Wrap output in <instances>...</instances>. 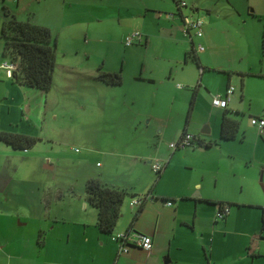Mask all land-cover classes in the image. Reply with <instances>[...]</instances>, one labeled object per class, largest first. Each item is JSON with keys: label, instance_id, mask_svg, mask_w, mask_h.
<instances>
[{"label": "rangeland", "instance_id": "obj_1", "mask_svg": "<svg viewBox=\"0 0 264 264\" xmlns=\"http://www.w3.org/2000/svg\"><path fill=\"white\" fill-rule=\"evenodd\" d=\"M201 3L213 9L201 7L206 35L194 36L193 46L204 47L196 55L205 69H199L192 56L183 59L191 44L180 30L170 33V39L166 32L152 30L146 44H125L119 28L95 34L103 39L82 30L73 40L70 34L62 37L52 87L39 115L32 117L39 139L25 149L0 140V264H53L54 254L66 244L67 231L83 226L74 218L80 214L89 224L96 217L92 205L82 208L90 177L125 188L121 209L127 214L136 208L130 200L152 184L155 191L175 190L191 177L202 180L214 195L230 197L236 204L234 210L226 205L228 213L258 209L241 203L264 207V128L251 122L252 117L264 116V0ZM3 4L0 0V27ZM98 67L120 72L122 82L107 85L92 79ZM140 75L154 81L134 79ZM228 84L235 88L227 110L239 121L235 138L219 137L223 110H214L211 146L174 151L172 155L188 153L184 159L175 158L169 173L155 182L157 173L141 155L155 143L158 125H167L171 134L185 126L199 131L213 109L208 89L223 95ZM47 161L52 166H45ZM203 206V216L211 220V204ZM140 223L148 225L142 219ZM214 237L215 249L238 252L235 236L217 232ZM130 245L136 244H126L127 250Z\"/></svg>", "mask_w": 264, "mask_h": 264}, {"label": "crops", "instance_id": "obj_2", "mask_svg": "<svg viewBox=\"0 0 264 264\" xmlns=\"http://www.w3.org/2000/svg\"><path fill=\"white\" fill-rule=\"evenodd\" d=\"M185 1L187 4L185 7H179L176 0H171L173 6L170 5V0H2L5 3L2 6L19 19H27L49 27L56 38L57 49L65 34H70L73 40L81 30L86 35L92 31L95 39H101V35L95 37V34L100 31H103L104 34L105 31L114 28L123 30L121 31L122 39V35L126 36L130 33L129 30L138 28L141 34L136 42L145 44L149 37L147 33L152 30H155L154 34L166 32L169 39L170 33H177L180 30L181 36L187 39L190 44H194V33L191 31V35H189L183 31L181 14L192 12L202 20V35L198 36L202 38L206 35L203 21L205 14L201 13L200 9L201 7L207 11L213 9L206 4L202 6L201 0ZM190 47L191 45L189 49ZM189 49L184 51L183 59L186 58L185 54ZM203 50L204 47L202 50H197L196 53ZM2 59V44H0V61ZM168 60L170 61V57ZM134 79L142 83L143 81H154L150 76L141 75L135 76ZM48 91L18 84L10 78L0 76V129L38 135L37 125L32 121V117L33 114L36 117L39 115ZM208 92L212 98L215 92L212 93L209 89ZM123 94L126 98V92ZM123 103L125 104L126 101ZM211 107L213 109L209 116L204 118L205 124L199 131L197 128L191 129L185 126L180 132L177 130L171 134L172 131L167 125H158L159 130L153 138L155 143L153 145L149 143L147 151L141 156L146 158L149 165L151 159L160 158L164 165L162 169L164 171L160 172L163 177L169 173L171 163L175 158L176 160L184 159L188 153L187 150H183L172 155L174 151L194 147L192 151L195 152L211 146L210 143L209 146L201 144L200 147H195L200 145L198 140L209 142L212 138L217 117L212 112L217 109L223 110L220 116L221 120L224 112L228 114L229 105L219 108L211 103ZM217 113L219 114L218 111ZM219 127L220 124L217 127L218 132ZM184 131L196 135L193 145L174 150L169 148L168 142L177 140ZM156 155L159 158L155 157ZM45 166L52 165H49L47 161ZM159 177H156L155 182ZM202 178L203 175L200 179ZM104 183L115 187L120 186L115 181L111 183L104 181ZM150 188H152L149 193L151 197H147L143 201L141 209L138 210V206H135V210L130 214L124 210V213H121L122 217L120 216L113 229L116 233L127 231L130 235L135 236V233H141L135 229L139 228L143 234L149 235L152 239V246L149 250L130 245L127 251H120L119 243L112 240L109 233L102 232L97 228L96 217L88 224L78 214L74 218L75 222H79L83 226L72 232L67 231L64 239L65 246L64 244L60 246L59 251L54 254L55 260L51 262L53 264H183L184 262L191 264H264V230L262 229L264 207L259 203H241L244 206L258 205L254 206L258 209L251 212H244V210L234 212L232 211L234 206L231 204V212L229 211L224 217H217L215 214L216 205L206 200L232 202V199L214 195L211 190H207L206 184L203 185L202 180L191 177L180 188L162 192L155 191L154 184H152L145 193ZM195 188L199 191H193ZM84 200L82 208H85L87 204L90 205L85 196ZM168 200L171 201V204L166 203ZM206 202L211 204L208 209L209 216L212 215L211 220H207L203 216V205ZM141 219L148 225L137 224V221ZM217 232L235 236V247L239 249L238 252L232 248L215 249L214 236ZM207 234L213 238L207 237ZM207 249L209 251H205ZM191 258H197L198 263L190 262Z\"/></svg>", "mask_w": 264, "mask_h": 264}, {"label": "trees", "instance_id": "obj_3", "mask_svg": "<svg viewBox=\"0 0 264 264\" xmlns=\"http://www.w3.org/2000/svg\"><path fill=\"white\" fill-rule=\"evenodd\" d=\"M3 16L0 27L2 58L9 59L16 65L10 79L18 84L48 91L53 84L56 65V38L49 27L27 19H19L5 7H3ZM187 56H192L196 60L199 69H205L199 63L193 43L185 54V57ZM92 79L107 85H118L121 83L122 76L120 72L106 71L98 67L96 74L92 75ZM193 95L191 103L194 98ZM188 115L189 112L187 118ZM238 130V119L224 112L220 120L219 137L221 139H233ZM38 139L39 136L37 135L0 129V140L13 148L25 149L32 146ZM198 143L209 146L211 142L198 140ZM155 173H157V177L160 176V172ZM151 190L152 188L144 195L151 193ZM84 191L86 201L96 208L97 228L102 232L112 233L121 216V205L128 193L127 190L123 187L108 185L98 178L90 177L85 182ZM206 201L215 205L234 204V202L220 200ZM142 204L143 202L137 207L138 210L141 209ZM262 229L264 230V222Z\"/></svg>", "mask_w": 264, "mask_h": 264}, {"label": "built area", "instance_id": "obj_4", "mask_svg": "<svg viewBox=\"0 0 264 264\" xmlns=\"http://www.w3.org/2000/svg\"><path fill=\"white\" fill-rule=\"evenodd\" d=\"M177 4L179 7H185L186 1L185 0H177ZM182 19V26L183 31L186 34L191 35V31L194 33L195 36L202 35V20L199 17H196L192 12H186L181 14ZM140 32L133 31L127 34L124 38L125 44H131L134 40L140 38ZM203 46L198 45L196 46L197 50H202ZM16 65L9 59H2L0 61V76H4L7 78H11L12 73L15 69ZM234 91V87L230 84L226 86L225 93L221 94H214L211 98V103L215 107L225 108L228 104V101L231 98V95ZM251 122L259 129L264 127V116L252 117ZM196 140V135L190 132H185L182 134L177 140L168 142V147L172 150L187 147L193 145L194 141ZM151 169L154 172H161L164 165L160 162L159 159H151L150 160ZM147 197H151L149 194H142L133 197L130 200V204L133 206H139L144 199ZM167 204H171V201H166ZM228 213V208L225 205H216V216L217 217H224ZM112 240L116 241L120 245V251L125 252L127 251L126 244L133 243L136 244L146 250H149L152 246V239L149 235L143 233H135V236L130 235L128 232H118V233H111Z\"/></svg>", "mask_w": 264, "mask_h": 264}, {"label": "water", "instance_id": "obj_5", "mask_svg": "<svg viewBox=\"0 0 264 264\" xmlns=\"http://www.w3.org/2000/svg\"><path fill=\"white\" fill-rule=\"evenodd\" d=\"M204 132V131H203Z\"/></svg>", "mask_w": 264, "mask_h": 264}]
</instances>
